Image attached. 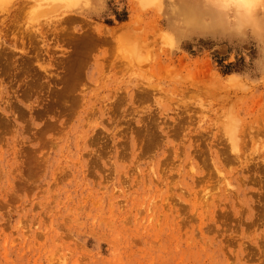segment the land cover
Segmentation results:
<instances>
[{
    "label": "rangeland",
    "instance_id": "obj_1",
    "mask_svg": "<svg viewBox=\"0 0 264 264\" xmlns=\"http://www.w3.org/2000/svg\"><path fill=\"white\" fill-rule=\"evenodd\" d=\"M0 264H264V0H0Z\"/></svg>",
    "mask_w": 264,
    "mask_h": 264
}]
</instances>
